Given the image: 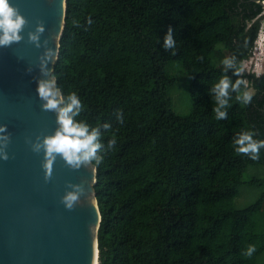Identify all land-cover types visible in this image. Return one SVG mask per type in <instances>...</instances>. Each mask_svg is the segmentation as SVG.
<instances>
[{"label": "trees", "instance_id": "16d2710c", "mask_svg": "<svg viewBox=\"0 0 264 264\" xmlns=\"http://www.w3.org/2000/svg\"><path fill=\"white\" fill-rule=\"evenodd\" d=\"M263 10L257 0H67L53 75L83 102L77 119L102 133L99 264H264V190L236 204L242 186L264 185L245 177L264 169V149L254 161L233 145L243 131L264 140V74L241 73L253 99L233 94L226 120L209 94L226 56L251 55ZM169 28L174 55L163 48ZM174 62L189 79L187 113L172 108Z\"/></svg>", "mask_w": 264, "mask_h": 264}, {"label": "water", "instance_id": "95a60500", "mask_svg": "<svg viewBox=\"0 0 264 264\" xmlns=\"http://www.w3.org/2000/svg\"><path fill=\"white\" fill-rule=\"evenodd\" d=\"M27 18L24 39L0 47V125L11 133L9 159H0V264H99L98 229L101 212L95 191L97 166L73 170L62 159L45 182L43 154L32 152L26 138L51 134L56 113L43 111L37 86L39 57L45 51L47 70L53 75L66 20L67 0H11ZM264 6V0L260 2ZM45 23L41 47L28 41L39 21ZM32 67L29 72L28 68ZM57 82V80H56ZM82 183L87 192L74 210H66L61 197L68 183Z\"/></svg>", "mask_w": 264, "mask_h": 264}, {"label": "clouds", "instance_id": "9594fccd", "mask_svg": "<svg viewBox=\"0 0 264 264\" xmlns=\"http://www.w3.org/2000/svg\"><path fill=\"white\" fill-rule=\"evenodd\" d=\"M258 3L262 0H257ZM27 18L20 12L19 7L11 0H0V47H11L13 43H19L24 39L23 31L28 24ZM45 32V23L41 20L37 23L35 30L28 33V41L37 48L41 45V35ZM264 39V37H263ZM45 51L39 57V67L42 73L38 80L37 94L41 101L43 111L56 113L57 127L51 134H38L33 140L26 138L32 152L43 154L41 167L44 171L45 182H50L53 177L54 165L57 159H62L66 166L73 170H79L82 166L87 167L95 163L99 165L103 156L100 155L104 145L102 144V133L99 128H93L86 122L78 120L84 105L75 92L67 96L62 94L60 86L52 78L47 70V57L51 49L47 47L48 41L43 42ZM177 41L173 31L169 28L164 37L163 48L172 50L175 54ZM202 59V58H201ZM224 75L215 83L211 84L209 94L214 104L213 113L217 121L228 118L230 101L235 94V99L241 105H248L253 99V93L249 89L247 81L241 78L243 65L235 55L226 56L222 61ZM237 77L233 81L227 73ZM32 71V67L28 68ZM118 120L123 121V114L118 113ZM109 125H105L108 128ZM254 131H243L233 139L236 154L244 155L256 161L260 159L261 149H264V140L256 139ZM11 141V133L8 132L6 124L0 125V159L7 161L9 153L8 145ZM116 144L115 137L109 139L107 149H112ZM87 189L82 183H68V190L61 197V203L66 210H74L85 196ZM257 251L256 246L250 244L243 252L245 257L251 258Z\"/></svg>", "mask_w": 264, "mask_h": 264}, {"label": "rangeland", "instance_id": "374dc122", "mask_svg": "<svg viewBox=\"0 0 264 264\" xmlns=\"http://www.w3.org/2000/svg\"><path fill=\"white\" fill-rule=\"evenodd\" d=\"M264 14V10H263ZM259 39L255 42L251 55L242 62L243 71L254 73L255 75L264 74V15L261 18V26L259 31ZM170 72L175 75L177 82L170 89L169 95L172 99V108L178 113H187L190 111L192 100L188 92L189 79L185 69L180 63L174 62L170 66ZM249 89L254 92V89L249 86ZM253 175L264 177V169L262 166L250 167L245 174L246 178ZM264 190V185L261 187L247 186L241 187V195L236 199L238 206L255 200L258 193Z\"/></svg>", "mask_w": 264, "mask_h": 264}, {"label": "built area", "instance_id": "2783aa9c", "mask_svg": "<svg viewBox=\"0 0 264 264\" xmlns=\"http://www.w3.org/2000/svg\"><path fill=\"white\" fill-rule=\"evenodd\" d=\"M259 34H260V33H259ZM259 38H260V37H259V35H258V38H257V40H258ZM257 40H256V41H257Z\"/></svg>", "mask_w": 264, "mask_h": 264}]
</instances>
